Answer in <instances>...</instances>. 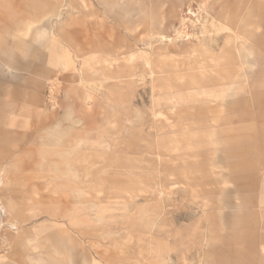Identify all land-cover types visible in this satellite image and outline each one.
Listing matches in <instances>:
<instances>
[{
	"label": "rangeland",
	"instance_id": "obj_1",
	"mask_svg": "<svg viewBox=\"0 0 264 264\" xmlns=\"http://www.w3.org/2000/svg\"><path fill=\"white\" fill-rule=\"evenodd\" d=\"M0 166V264H264V0H0Z\"/></svg>",
	"mask_w": 264,
	"mask_h": 264
},
{
	"label": "bare ground",
	"instance_id": "obj_2",
	"mask_svg": "<svg viewBox=\"0 0 264 264\" xmlns=\"http://www.w3.org/2000/svg\"><path fill=\"white\" fill-rule=\"evenodd\" d=\"M66 4V3H65ZM181 4V3H180ZM71 5V4H70ZM207 6V5H206ZM190 8V7H189ZM73 12V11H72ZM197 12H198V15H202V16H207V9L204 7V6H202L201 4L198 6V9H197ZM194 13V12H193ZM197 15V14H196ZM61 16V15H60ZM63 17V16H62ZM205 20H207V19H205ZM206 23V22H205ZM216 25V24H215ZM204 29V28H203ZM224 29L225 30H231V28L230 27H224ZM157 32V31H156ZM185 33V32H184ZM182 32L181 31H175V33H174V35L173 36H171V35H168L167 33H163V32H161V33H159V34H157V36L156 37H158L159 39H160V41H162V40H164V41H169L170 43L169 44H171V43H174V42H177L178 43V41L181 43V37H183L182 36ZM203 34V33H202ZM187 35V34H186ZM192 35V34H191ZM194 36V35H193ZM152 37V36H151ZM185 37V36H184ZM153 38V37H152ZM172 38V39H171ZM194 38V37H193ZM183 42H185V43H188L187 41H185V40H183ZM176 43V44H177ZM179 43V44H180ZM175 45V44H174ZM178 45V44H177ZM154 74V73H153ZM69 115V114H68ZM75 123L78 125V124H81V121H78V120H75ZM60 128H61V126H60ZM58 129H59V127L57 128V129H55L56 131H58ZM72 130V129H71ZM58 136H60L59 137V139L60 140H62V139H64L65 137L64 136H62L61 134H59ZM58 136H56V137H58ZM79 141V140H78ZM77 144H79V143H77ZM78 146V145H77ZM4 175H5V172H3L2 173V176L1 177H4ZM2 179L3 178H0V184H2ZM199 260V259H198Z\"/></svg>",
	"mask_w": 264,
	"mask_h": 264
},
{
	"label": "crops",
	"instance_id": "obj_3",
	"mask_svg": "<svg viewBox=\"0 0 264 264\" xmlns=\"http://www.w3.org/2000/svg\"><path fill=\"white\" fill-rule=\"evenodd\" d=\"M3 172H5V174H6V167L0 166V178H3V177H1Z\"/></svg>",
	"mask_w": 264,
	"mask_h": 264
}]
</instances>
